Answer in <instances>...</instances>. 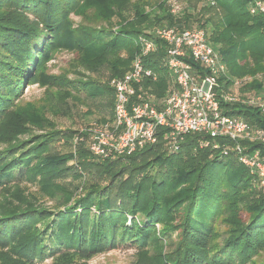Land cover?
Segmentation results:
<instances>
[{
  "label": "trees",
  "instance_id": "obj_1",
  "mask_svg": "<svg viewBox=\"0 0 264 264\" xmlns=\"http://www.w3.org/2000/svg\"><path fill=\"white\" fill-rule=\"evenodd\" d=\"M83 1L0 0V120L23 95L25 86L35 81L40 61L49 57L51 48L59 43L71 48L76 42L70 33H64L65 23L69 8ZM210 2L219 12L218 20L204 19V13L197 19V26L207 32L212 45L220 48L228 77L253 76L254 70L244 71L239 67L247 65L249 58L264 62V18L250 15L248 0ZM164 15L162 23L167 22L169 27L177 24L170 13ZM192 18L188 16L178 25L188 27ZM174 28L185 29L180 25ZM144 35L141 30L123 27L107 34L98 49L100 52L129 50L132 54L126 62L128 72L139 52L137 39ZM165 46L157 42V51L145 59L146 67L158 74V82L152 88L160 97L171 78L163 66ZM225 80L226 77L220 78L223 90L230 84H225ZM262 86L255 80L246 83L241 93L261 94ZM108 88L115 101L114 90ZM221 108L224 115H239L252 125L264 128V115L258 108L224 103ZM205 141L233 145L226 138L212 140L206 134H190L180 151L170 153L160 135L156 144L130 157L101 163L82 145V167L88 164L104 172L92 179H99V185L92 186L83 198L57 215L31 202H17L10 196L8 185L14 171L21 167L31 175L55 177L61 173L56 166L62 160L33 168L30 159L35 152L26 150L28 144L11 146L10 150L0 153V253H11L31 264L36 258H54L63 250L98 253L124 243L142 249L150 242L156 243L176 233V264H191L188 258L205 264H254L255 261L264 264V194L256 178L234 154L225 156L212 146L204 147ZM242 145L246 152L261 148L256 144ZM157 150L162 152L159 160L144 172V157ZM117 164L122 165L119 172H116ZM127 169L129 173L125 172ZM160 170L163 173L157 182L156 174ZM151 175L155 180L149 186L150 198L146 199L148 190L144 183ZM128 185L135 186L136 190L130 192ZM176 211L180 221L173 226L172 214ZM243 212L248 215L247 221L241 218ZM137 214L142 215V220L128 226L127 215L135 219ZM219 220L232 228L220 234L223 246L213 252L208 243L218 234L215 225ZM157 225L164 227L158 237ZM212 254L216 255L213 261Z\"/></svg>",
  "mask_w": 264,
  "mask_h": 264
},
{
  "label": "rangeland",
  "instance_id": "obj_2",
  "mask_svg": "<svg viewBox=\"0 0 264 264\" xmlns=\"http://www.w3.org/2000/svg\"><path fill=\"white\" fill-rule=\"evenodd\" d=\"M210 4V0H178V14L172 13L171 0H84L69 8L64 33H70L76 42H73L71 48L60 43L51 48L49 57L40 61L35 81L25 86L23 95L11 104L10 110L0 120V153L25 142L28 144L26 150L35 152L30 159L33 168L61 159L60 166H56L61 173L55 177L51 174L35 176L21 167L14 171V178L9 182L10 196L17 202H31L57 215L83 198L92 186L99 185V179H92L104 170L88 164L82 167L81 146L88 149L90 131L112 120L114 96L108 88L109 82L127 71L126 62L132 54L123 49L100 52L98 48L103 39L107 34L116 33L123 27L152 35L158 28L169 27L167 22L160 21L167 13L177 23L172 27L180 25L185 29H198L197 19L204 13V19L212 17L217 21L219 18L216 6L212 7ZM188 16L193 17L188 27L182 23L178 25L179 21L184 22ZM207 31L210 35V30ZM90 42L93 44L90 45ZM215 48L220 51L219 47ZM239 68L244 71L254 70L255 73L253 76L232 79L251 82L256 80L263 85L264 94V62L249 58L247 65ZM171 86L170 78L167 90ZM226 88L229 90L230 84ZM166 91L161 97L165 96ZM231 92L241 94L240 90L232 89ZM153 93L156 94L154 88ZM157 151L144 157V172L146 167L159 160L162 152ZM121 166L117 164L116 172H119ZM130 171L135 172L132 169ZM125 172L129 173V169ZM162 173L163 170H160L156 174L157 182H160L159 174ZM153 177H147L144 183V188L148 190L146 199L150 198L149 186L155 180ZM102 184L105 183L100 182ZM129 190L133 192L136 187L130 186ZM172 216V225H178V212H174ZM141 217L142 215L137 214L133 219V216L127 215V225L132 227L134 221L142 220ZM241 218L247 221L248 215L243 212ZM231 228L223 224V221H217L215 231L218 234L209 240V250L219 251L223 246L220 234ZM163 229L160 225L156 226V237L160 236ZM177 243V234L172 233L156 243H148L142 249L131 243H124L98 253L63 250L54 258H36L31 264H176L174 259ZM215 256L212 254V261ZM225 259L230 262L227 256ZM187 261L191 264H205L192 258ZM0 264L30 263L11 253H0ZM254 264L260 263L255 261Z\"/></svg>",
  "mask_w": 264,
  "mask_h": 264
},
{
  "label": "built area",
  "instance_id": "obj_3",
  "mask_svg": "<svg viewBox=\"0 0 264 264\" xmlns=\"http://www.w3.org/2000/svg\"><path fill=\"white\" fill-rule=\"evenodd\" d=\"M172 13L178 14V0H171ZM251 16L264 18V0H248ZM157 42L166 46L163 66L172 86L165 96L153 93L158 74L145 65V59L157 51ZM139 52L131 69L109 82L115 92L111 121L90 131L87 148L96 160L130 157L158 142L162 135L170 153L180 151L190 134H206L210 139L226 138L233 145L205 141L223 155L234 154L257 180L264 194V128L256 127L239 115H224L221 103L243 104L258 108L264 115V94H234L250 80L228 77V68L204 29L161 27L152 35L137 39ZM226 77L229 90L221 89L220 78ZM242 143L260 145L246 152Z\"/></svg>",
  "mask_w": 264,
  "mask_h": 264
}]
</instances>
